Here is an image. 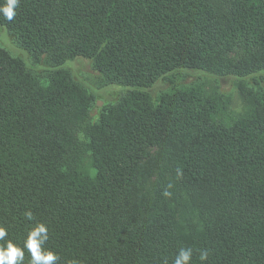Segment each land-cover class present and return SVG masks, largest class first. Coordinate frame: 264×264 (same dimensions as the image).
<instances>
[{
	"label": "trees",
	"instance_id": "obj_1",
	"mask_svg": "<svg viewBox=\"0 0 264 264\" xmlns=\"http://www.w3.org/2000/svg\"><path fill=\"white\" fill-rule=\"evenodd\" d=\"M14 11L0 26L35 57L93 59L111 84L264 72V0H19ZM246 97L253 113L227 125L197 91L158 104L134 92L90 132L87 175L69 154L89 97L66 73L40 86L0 49V247L31 264L25 241L43 224L56 264H174L181 248L191 264H264V97Z\"/></svg>",
	"mask_w": 264,
	"mask_h": 264
},
{
	"label": "rangeland",
	"instance_id": "obj_2",
	"mask_svg": "<svg viewBox=\"0 0 264 264\" xmlns=\"http://www.w3.org/2000/svg\"><path fill=\"white\" fill-rule=\"evenodd\" d=\"M0 49L8 52L14 59L20 60L28 73L40 86H49L58 73H66L90 99L86 118L78 122L76 149L70 152L75 158L78 169L87 175L95 172L93 154L89 148L90 132L100 125L102 118L113 108L125 103L134 93L140 92L159 103L166 95L177 92L197 91L204 99L216 103L215 118L222 123L232 125L253 113V107L247 99L264 97V72L246 77L225 75L216 72L182 70L168 74L148 88H133L122 84H111L101 73L93 59L77 57L58 62L50 55L35 57L6 27L0 26ZM242 86L245 91H242ZM156 149L151 153L155 154ZM169 178V176H167ZM157 182L154 176L149 186Z\"/></svg>",
	"mask_w": 264,
	"mask_h": 264
},
{
	"label": "clouds",
	"instance_id": "obj_3",
	"mask_svg": "<svg viewBox=\"0 0 264 264\" xmlns=\"http://www.w3.org/2000/svg\"><path fill=\"white\" fill-rule=\"evenodd\" d=\"M19 0H6V2L0 6V14H2L7 20L14 19L16 12L14 9L18 7ZM169 195L168 192L164 193ZM31 218V213H26ZM7 235L6 229L0 227V239H3ZM48 240L47 227L43 224L38 225L28 235L24 247L27 248L31 254V264H56L59 257L51 251H44L43 245ZM208 258V252L202 251L200 254V260L206 261ZM24 260V251L14 245L11 241L7 242L6 247H0V264H22ZM192 249L181 248L178 255L175 257L174 264H191Z\"/></svg>",
	"mask_w": 264,
	"mask_h": 264
}]
</instances>
